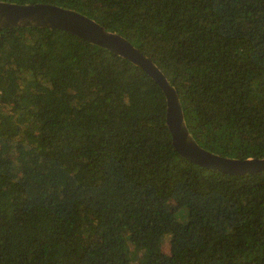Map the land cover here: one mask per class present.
<instances>
[{
  "label": "trees",
  "instance_id": "trees-1",
  "mask_svg": "<svg viewBox=\"0 0 264 264\" xmlns=\"http://www.w3.org/2000/svg\"><path fill=\"white\" fill-rule=\"evenodd\" d=\"M1 1L121 34L175 88L198 144L264 156V0ZM165 114L154 80L107 49L0 28V264H264V171L188 161Z\"/></svg>",
  "mask_w": 264,
  "mask_h": 264
},
{
  "label": "water",
  "instance_id": "water-1",
  "mask_svg": "<svg viewBox=\"0 0 264 264\" xmlns=\"http://www.w3.org/2000/svg\"><path fill=\"white\" fill-rule=\"evenodd\" d=\"M56 28L128 60L148 74L162 90L166 101V125L174 149L197 165L231 175L264 171V156L233 158L214 153L189 132L175 88L147 55L121 34L74 9L47 2L16 3L0 0V28Z\"/></svg>",
  "mask_w": 264,
  "mask_h": 264
},
{
  "label": "rangeland",
  "instance_id": "rangeland-1",
  "mask_svg": "<svg viewBox=\"0 0 264 264\" xmlns=\"http://www.w3.org/2000/svg\"><path fill=\"white\" fill-rule=\"evenodd\" d=\"M168 239H169V235L167 234L164 238V251L165 252H168V248H169V242H168Z\"/></svg>",
  "mask_w": 264,
  "mask_h": 264
}]
</instances>
